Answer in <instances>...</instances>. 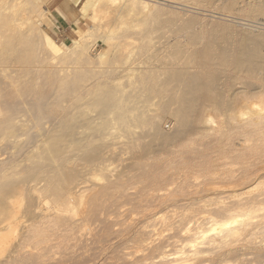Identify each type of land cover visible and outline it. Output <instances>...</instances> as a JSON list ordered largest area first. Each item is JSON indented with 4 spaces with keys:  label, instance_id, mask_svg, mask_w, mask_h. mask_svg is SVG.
Wrapping results in <instances>:
<instances>
[{
    "label": "rangeland",
    "instance_id": "374dc122",
    "mask_svg": "<svg viewBox=\"0 0 264 264\" xmlns=\"http://www.w3.org/2000/svg\"><path fill=\"white\" fill-rule=\"evenodd\" d=\"M19 1L23 3L22 6L20 4V8H23V11L26 10L27 2H25L24 0L23 1L25 3L22 0H19ZM195 1L198 2V0H195ZM83 2H85V0H48V3L46 4L47 13L45 14L46 16H44V20L33 19L34 27H35L34 32H31L32 34L29 33V35L31 34L32 36H34V37H32L31 35L29 36V40H31V43L33 45L32 46L33 48L31 47L32 55H30L28 52L22 55L21 56L22 63L19 62L20 64L16 65L17 68L14 66L15 67L14 69L16 71L14 73H13L14 71L13 67L10 68L8 66L6 67L7 69L3 67L0 68V71L2 70L1 71L2 74L0 73V75L2 76L0 78V109H1L0 113L2 115L0 116V118L1 120H2V117L4 119L8 118V116L10 115H7V114L9 113L8 111H10L9 110L10 108H11V111H10L11 113L9 114H11V116L9 119H11V117H13V119L14 117L17 118V116L20 117L21 115H17V113L22 112L21 118L22 117L23 118L22 120L18 119L19 117L17 118L18 120H20V122L19 121L17 122V125H20L22 124L21 122H24L23 124L24 126H22L21 128L22 131L20 129V133H22L26 129L25 127L28 126L27 129L29 131L28 133L29 135L27 134L28 131L26 130L25 131L26 134L23 132L25 138L21 136L22 138L21 139L19 138L20 140L18 138L16 139L19 140L18 141L19 143L20 141L25 142L27 140H28L27 142L30 143V138H32L31 142L32 144L34 142L35 146L37 145L38 142H40L39 143L40 145L38 144L36 147L38 146L41 147L43 138L44 137L48 138L47 136L52 134V131L49 130L50 128L49 124L53 125V127H51V129L54 130L53 134L54 133H59L60 135L62 134L63 139L65 136L64 140L66 143L67 142L69 143L70 148L71 146L73 147V144L76 145L75 147L77 146L81 147L80 145H83L85 141H87L88 137H89V140L91 139L90 141L88 140V142H86V145L89 147H92L93 145L94 146L98 145L100 142L105 143L108 140V143H105V145L107 147L106 149L109 152L104 149L100 153L101 157L105 155V157L103 158L104 159L106 158V160L100 159V161L103 162L104 166L106 165L105 171L107 170L106 172L108 173V176L112 177L111 179L109 178V181H108V182L111 181V185L109 186V188L107 187L108 188L106 189L107 191L103 188L99 190V188L101 187V184L102 185L106 184L105 186H108L107 184L108 182L105 181L106 179L103 175L104 170L102 169V167H100V165H98L99 167L96 166L97 164L96 165L93 164L94 166L91 165L92 167L90 166V168L92 169V171L89 170L90 174L88 176L89 171L88 172L86 171L87 174L84 172L85 170H88L89 167L85 166V168L83 169L82 166L84 167V165H81L80 167L79 164L81 163L84 164V163L78 162L77 167H80L79 171L81 175L85 174L82 177L83 179L86 180V182L85 180L82 179V181L84 182L82 185V188L83 190L86 189L83 191V194H84L83 198L84 200L85 199L86 200L84 204L79 206L80 211H79L78 217L76 216L74 220H70L71 222L68 221L67 223L68 225H72L71 226L72 229L71 227L69 231H68V228L64 229L66 230L64 231L65 235L67 234L68 236L67 239L57 244L54 243V244L40 245V250H38L39 247H37L35 250L32 251V253H27L28 250L24 251V254H22L21 256L19 257L15 256L16 260L6 258L7 253H5L6 255L3 254V256H0V264H169L170 261H174L175 257L178 256L175 253L176 251H180V248L182 246L185 248L184 249L185 252H192L196 250L202 253L200 256L201 258L199 257L200 259H197L196 261H192L190 262V264H248V263L249 264H264V234L261 233L262 232L261 229H256V230L254 229L253 231H248L247 233L243 234L238 239L234 240V242H232L231 244L229 243L226 247H223V245H221L222 246L221 247L220 245L210 246V245L196 244L200 240H196V242H193V244L192 243L187 244V242L190 240L195 241V238H193V236H189L190 239L187 238L183 230L184 228L186 229L189 227L191 229H194L198 225L203 230L207 231L210 228L209 225H211V223H209L210 218L214 217L216 220H221V219L225 220L227 216L222 211V208L225 204L234 205V203L237 202V197L235 196L237 195L238 192L240 196L239 198L243 202L250 201L251 199L254 201H259L263 199L262 197H260V191L262 190V188H264L263 187L264 186V177H263L264 176V173H263L264 172V152H262V150L264 151V148L261 150V152L255 153V155L251 150L248 149L250 148V146H253V145L257 146V144L259 145L260 142L257 141V138L260 140L261 138H264L263 133L259 132L258 134L257 133L252 134V136L254 135L253 138L251 135L248 137H245L242 135V131H240L239 129H235L236 125L233 122H231V124L222 123L221 125L219 124L208 125V124L199 122L195 125L196 127L194 126L187 133L186 136L184 135V137L182 138L180 137L181 140L177 139L174 142L175 144L173 143L170 146L168 145L165 147V149L163 148L160 150H155V149L145 150V147L143 149V146L148 145V143L151 141L150 138H147V141L149 142L145 141L146 139H144L141 141H137L135 143L136 147L135 145L132 148L128 147L127 143H128L129 138L124 139L126 138V136L123 134V132L120 129H118L119 127L117 123L115 121L112 122L113 119L111 118H113L112 116L115 115L114 113L116 114L123 113L125 112V110H128V109L130 110L131 107L129 104L125 105L127 106L128 109H126L125 106H122L121 108H119L121 110L118 109L117 112L115 110L113 115L111 114L109 116L108 121L103 119L105 122L103 120H100L101 119L100 112L98 110L94 111L93 109H91L92 111H94L92 112L90 110L91 115L89 114L88 112L89 110H88L87 113L89 114L90 118L87 116L88 114L85 113V110H83L84 112L81 110V109L87 110L91 108L89 105V102L92 103L91 101L93 100V98H91L92 95H90V93L93 94V92L99 89V87H102L101 85H103V83L105 84V82H106L105 85L108 84L112 87V84H113V89L118 88L119 90L122 91V92L120 91V93L117 92V94L118 93L120 94V95L118 94V96L120 97L122 96L120 99L129 97L130 95L135 93V92L132 93V91L134 90L133 89L134 86H135L134 88H136L135 90L141 87L140 84L132 85L133 87H131V82H133L134 78L135 80H139L141 78V73L145 72L146 65L139 62L140 55H139L138 48L141 47V44H143L144 39L147 40L148 38L152 42L153 50H165L167 52L170 50L171 52V50L172 51L176 49L178 50L180 48L181 50L183 49L184 51H187L189 53L191 52L192 54L191 59L193 61V67L191 68L190 72L201 71L203 69V67H201V64L205 60L210 59L211 57L219 58L218 56L220 55L221 57H224V56L226 57L229 55L228 53H230V55L228 56V58L230 59L236 57L237 59L242 58V60H246V59L249 60L251 58L250 60L255 61L256 62L255 64H257L258 67L260 66V69L263 71L262 76H264V61H263L264 60V15L254 13L252 11H246L245 9L242 10L239 8L237 9L232 8L226 11H221V9L217 8V5L215 3L210 4L211 7L210 5L204 6L205 4H202V3L201 5L189 3V4H186L188 5L186 6L183 3L181 4V2L179 1H176L177 2V5H176L174 4L176 2L169 3L167 0L164 3L163 0H161V3L160 5L158 4L157 8H152L151 10H148L147 15H146L148 19L145 17L144 19L145 21L143 20L144 18L143 15L146 14L145 11H141V12H144L141 14L140 11L138 12L136 10V14L138 15L134 14L135 11L131 12L130 13L131 15L128 14L129 16L125 15V18H127L129 21H130V18H132L131 21L134 20L132 21V23H135V22L137 23V24L135 23L136 25L132 23L131 25H129L130 22L128 23L127 19L125 20V18H123L124 15L122 13L125 14V12L121 11L120 16L123 19H121L120 17L119 21L122 20V22H119L118 20H114L113 12L110 13L112 9L110 10L109 8H107L106 10L104 9V7L103 8L98 7L97 9L100 12L102 10L101 12L102 15H104L105 13L106 14L104 15V17H102L101 21L99 22V25L102 27V29L96 32H92L93 33V35L91 33L92 37L89 38L87 41V45L89 46V51H88L89 57L88 56L87 57L90 59H88L87 57H83L82 60L79 59L78 61L76 60L75 53L73 52V50H71V51H67L69 55L66 52L67 55L65 54L64 56H62L63 59L62 57L56 59L55 61H53V64L50 65V67L48 68L50 64V62L48 61L50 60L51 56H48L49 55L48 53L43 54V50H42L43 43L41 42L42 39L37 34L47 33V35L50 38H52L55 41L56 45H58L59 47H64V46L71 47L72 42L78 39V35H80L83 30L91 28L93 24L88 17V15L91 13L90 12L91 9L87 11L85 15L82 14V13H85L87 9L85 8L82 11ZM107 11H109V13L111 14L110 15L108 13L110 16L107 14ZM111 18L114 21H112ZM110 20L113 23H110L111 22ZM125 22L127 23V26H130L129 28L131 29L125 26L124 28L125 29L128 28V29L126 33H123L122 31H120V29L123 27L121 26V23L125 24ZM105 25H107L110 28H113L112 31L114 30L112 33L113 36L111 34L112 39L114 37L113 39L114 41L113 40L110 41L111 43L110 46H107L101 40V35L103 34L104 28L106 27ZM134 26H137V28ZM19 27H18L19 30L27 29L26 25L22 26L21 28ZM117 27H120V28H117ZM119 31L121 32V34ZM147 34L148 35L150 34L149 35L150 37L147 36ZM122 39H124L123 42H127V40H129V42L124 43V44H128V46L126 47L127 50L124 51V56L122 58V60L124 59L125 60L127 59V60L126 61L124 60L125 62L120 60L119 62L115 63V61L112 60L113 57L111 56L112 55L110 51L111 49L109 48H111L112 45H114L113 47H115V45L119 41L122 43L121 41ZM153 43H154V46H153ZM130 48H134V49H130ZM252 51L254 52L252 53ZM256 52H258L259 54ZM96 53H101V54L104 53L103 54L104 59L96 60L95 58ZM128 53H129V56L126 57ZM66 56L69 59L71 58L72 60L71 59L69 60L68 58H66ZM61 59L62 61H65V60L66 61L58 62L59 60L61 61ZM261 60L263 63L260 62ZM74 61H78V62H74ZM44 62L46 63L48 62V63L46 64ZM60 63H62V65ZM44 64L46 65L43 66ZM60 65L61 67L65 65L66 66L64 67L65 70L62 69ZM42 66L44 68L46 67L47 68L44 69ZM2 68L4 69V71ZM18 68L24 71L26 69V71L23 73V71H19ZM39 68H42L41 69L42 71ZM52 68L54 71L52 70ZM56 68L57 70L59 69L60 72L62 70V73L66 71L63 74L58 71L59 79L57 76L58 74H56L57 72ZM17 70L20 73L22 72L21 74L23 75L18 76V74L20 73ZM67 70L69 71L70 74H68ZM47 71H50L49 72L50 76ZM39 72L41 73L43 77H40L41 75H38L40 74ZM44 72L47 74V76H45L46 74L44 75ZM14 74L17 75L20 81L18 80L17 77H15ZM60 74H62L63 78H61ZM64 75L66 77L71 75L70 77H73V79L69 77L64 78ZM130 75L132 76V78L130 77ZM239 75L234 72L233 73L229 72L227 73V76L225 75L224 77H221L218 80L217 87L219 88L221 94L224 95L223 96L224 98L229 99L233 97L235 92L236 94L239 93L240 95V94H244L246 92L251 91L250 93L252 95L253 91H255L257 87L259 86V83H257V81L255 80H249V83L251 82V84L246 85L244 82V78L242 77L243 75L241 74ZM75 77L76 79L83 78V82L86 81L85 88L88 85L91 88H90V91H88L89 92L88 93L87 90H89L88 89L89 86L86 89L84 88L85 90L84 91L82 86H80L81 85L80 82L78 86H76V84L74 85L72 84V87L74 86L75 89L76 87L82 89L83 94L81 92L79 93L83 96L76 95L74 94L75 92H72L73 97L70 95L72 99L76 97H79L82 99L78 100V98H76L74 99L75 101L72 100L74 101V103L73 102L68 103L71 101V99L68 101L67 99L68 97H65V96H67L66 93H69V90L71 91L72 88L69 89L68 87L69 90H66L68 91L66 92L63 89H65L67 85H63V87L59 86L60 88H57L56 85L60 83L61 80H63V82L66 83L64 81L65 79H67L68 85L70 83L69 81H72V80L75 81L74 83H78V81H80L81 79L77 81L74 79ZM86 77L88 78L90 77L89 78L90 80ZM233 77L235 78L239 77L238 79L239 81L233 80L234 79ZM16 78L17 80H15L14 82V79ZM85 78L86 80H84ZM29 80H32V81L29 82ZM102 80L104 81L102 82ZM89 81L92 84V86L90 83L87 85V82ZM16 82H20V84H23L24 82L25 83L23 84V86L21 85L22 87L20 85H17L18 84L17 83L16 84L17 86L15 85L17 89L15 88L13 89L12 84ZM27 84L28 85L30 84V85L28 86ZM93 84L96 88L93 86ZM243 84L246 86H244ZM25 85L28 86L27 87L28 91L26 90ZM248 86H251V87L249 88ZM254 87H255V90H254ZM19 88L21 90L22 95L19 93L20 91ZM55 89H58V90L62 89L63 91H65V95L63 92L62 93L60 92V94L58 93L60 95L59 97H62L61 99H59L56 92H55L56 95H53ZM81 89L79 90L81 91ZM6 90L9 92H7ZM22 90H25L28 94L26 95L25 91H22ZM78 91H76V93H78ZM29 92L31 94H29ZM84 93H87V94H84ZM13 95H15L16 97L15 96L14 98L11 97ZM50 95H53V97L55 96L56 99H58L57 103L56 101L51 102L50 99H55V97L50 98L51 97ZM134 95L140 96V94H137V92ZM253 95L255 96V92ZM70 96L69 98H71ZM47 97L50 98L49 100L51 102V107H50V102H48V99H46ZM63 98L64 99L66 98L65 100L68 102H65V100L63 101ZM159 99H160V95L156 97H154V94L151 95V101L143 105L142 106L143 109L141 108V110L144 112L143 114H145L146 112L145 116L149 115V117H154L155 113H156L155 115H159V112H160L159 110L160 100ZM44 100H47L49 105H47L48 103L44 105L43 103L46 102ZM59 100H61V102H59ZM18 102H20L21 104ZM87 102H88L87 107H90V108H86ZM39 103L40 104L42 103L43 106H46V107L43 108V106H41L42 104L39 105ZM1 104L2 105L5 104L4 106H6V108L8 106L9 109H6V111L3 110L5 109V107L3 106L4 108H2ZM62 104L64 106H62ZM70 104H72V109H71V111L73 110L72 113L74 112L73 107L75 106L77 108L79 107L78 109L79 113L81 110V114H78L79 120L76 119L78 123L75 120L76 124L72 123L75 126H72L71 124L70 126L63 127L64 129L66 128V130L64 129L62 130L61 127L59 128L55 127L54 125H59L57 124L59 118H62L60 120L64 122L66 121V116L68 115L67 118L69 117L70 109L68 108H71ZM59 105L62 106V108ZM52 106L57 107V109H54ZM76 107H75V110H76ZM13 108H14V111L16 110V108L17 109L20 108L21 110L23 108L24 109L22 111L17 110L19 112L15 111L16 112L15 114V112H13ZM25 109L26 111H24ZM40 109L42 110L41 112H39ZM171 109L175 110L176 106L173 105ZM207 110H210V108H207ZM4 112H6L5 113L6 115L4 114ZM12 112L14 113V115ZM63 112L65 113L67 112V114H65V119L63 117L64 115H62L64 114ZM25 113L28 114L27 117L25 118L26 120H24V116H26ZM29 113L30 114L32 113L34 115L30 116ZM83 113L85 115L87 114L86 115L87 118ZM55 114L57 118L55 117ZM82 114L85 117L82 118L81 116ZM60 115L62 116L60 117ZM168 115H165V116L162 115L161 116L162 118H160V115H159L158 124H161L160 125L161 127L159 126L160 132H162L161 134L165 133V135H167V132L168 133L173 132L172 127L174 128L175 121H173L172 118L174 117H168ZM95 117H97L96 119L100 120V121L97 120L99 123L102 122L104 124V125L101 124L103 125L104 128H102L100 124L96 123L97 121ZM27 119H32V120H28V122L30 121L29 123L31 124H29L28 122H25L27 121ZM44 119H47L48 122ZM88 119L89 121L93 120L91 121L93 122V125L92 123L88 121ZM135 119L138 120V117ZM136 120L133 119L129 121L130 123L128 124V136L131 135L130 137L136 138L141 133V129H139L140 127L138 128L134 124ZM219 120H222V117H220ZM83 121L86 123V125H89L87 123H90L91 126L94 127V129H96L95 126L99 125V128H97L95 132L92 131L93 133L97 132L96 133L97 135L91 132V130H94L93 127L91 128V130L89 129L90 130V133H89V131L87 130V126H85V123H82ZM246 121L247 120H245V122ZM131 122L133 123L131 124ZM59 123L61 124L60 121ZM105 123L107 126H105ZM232 123L234 124L233 128L231 126L233 125ZM32 124L34 125L33 127L35 128V130L33 127H31ZM42 124H45V126L42 127ZM80 124L81 126L83 124L84 127H86V128H83V126L80 127L81 128L79 129L80 135H81V132L84 133L85 131L88 132V134H90V136H88V134L87 135L84 134L85 136H88L86 139L85 136L80 137L79 132H77L78 135L76 134V136L78 137V139L81 138L80 140L82 141H83V138L85 139L84 142L81 141V143H79L80 141L78 140L73 141V140H76L75 139L76 137H72L73 135L72 133L75 134V132L78 131L77 128H79ZM109 124L111 126H114L112 128L113 130L112 129L110 130L111 126ZM76 125H79V126H76ZM108 125L110 128L108 127ZM225 125H228L229 128L230 127L231 128L229 129L228 126H225ZM45 128H47L48 130ZM100 128L101 130H98ZM67 129L69 131H67ZM263 129H264V123H263ZM46 130L49 133L51 131V133L48 135ZM237 130L239 131L237 132ZM35 132L37 133V135H39L38 136L39 138L35 135L36 134ZM43 132L46 133L47 135L44 134L43 136ZM69 132L70 133L72 132L71 133L72 138L70 139H68L69 137H67V136H70ZM107 132H110L109 136L111 135L112 136L108 137ZM66 133H67V136H66ZM91 133H92V136L95 135L96 138L98 137L97 142L94 141L93 137L91 136ZM102 133L103 135L105 134L106 136V137L104 136L105 137L104 139H102L103 138ZM115 133L117 136L115 135ZM98 134L102 135L101 140L99 138L100 135ZM25 135L27 136L28 139L26 138ZM114 136H116V138ZM14 137H16V135L11 137L10 139H6L8 143L7 141H5V139L0 142L1 143L0 144L1 145L0 155L3 152H5V151L1 152V149L2 150L3 148L7 149L12 145L13 141L15 140ZM50 137H52V135ZM12 138H14V140ZM98 139H99V142H98ZM110 139L111 140L113 139L112 142L110 141ZM10 140H12L11 141L12 143L10 142ZM17 140H15L14 142H16ZM24 142L20 143L22 147H25V149L23 148L25 150L24 152H22L20 149L19 151L15 149L11 150L12 148H9L10 150H8L9 153L11 151V154H12V151L15 150L17 154H12L13 157L12 156L11 157L13 159L15 156L14 159L16 160L12 161L10 159L11 157L9 154V156L7 155L6 157L7 159H10V160L8 161L6 159L7 160L6 161L4 160L6 158L4 157L5 153L4 155H1V158H0L1 167L3 163V167L4 169H6L11 162L12 163L19 162V164L22 165L23 167L24 164H21V163L24 160L23 158L25 156L24 154L26 153L27 148L30 149V145H31V144L29 145V143L27 145V143H24ZM90 142H92L91 146L88 145V143L90 144ZM262 143L264 144V142ZM108 145H110L111 148ZM137 146H139L140 148ZM133 148L134 150H132ZM64 149L67 150L69 148L66 146V148L64 147ZM20 151L23 153V155L20 154L19 156L18 154L20 153ZM102 153L104 155H102ZM6 154H8V152ZM18 158L19 160L17 161ZM1 159L4 160L5 162H3ZM107 161H109L108 162L109 167H108ZM6 163H7V166H4L6 165ZM19 164H18L19 167H16V168L18 171L19 170L21 171L22 169H18L21 167ZM24 166L27 167L26 164ZM76 169L78 171V168ZM94 170L95 172L93 173ZM98 171L101 173L102 177L99 176L100 174ZM22 172H20L21 174L16 172V174L18 173V176L15 175L14 179L18 177L20 178L21 176L19 175H22ZM2 176L4 177L5 174L0 173V178H2ZM258 178H262V179H258ZM112 182H115V183H112ZM258 184L259 186H257ZM105 186L103 187L105 188ZM101 190L103 191V193L101 192ZM104 190H105V193H104ZM98 191H99V194H98ZM233 193L236 195L234 196ZM92 195H93V198L95 197L96 198H95V201L92 203V205H90V203L88 202V199L91 198ZM85 196L87 197L85 198ZM256 213L253 214L255 217L253 221L256 222L255 224L257 225L261 223L260 220H261V216L263 213L262 212H258L257 214ZM255 215H257L258 217ZM70 235H71V238H70ZM197 247H199V249ZM227 249H229V252ZM163 253H165L164 254L165 258L162 256ZM226 253H228L229 255ZM240 255H242V257ZM234 256L235 258H238V259L235 260ZM187 264H189V262H187Z\"/></svg>",
    "mask_w": 264,
    "mask_h": 264
},
{
    "label": "bare ground",
    "instance_id": "6f19581e",
    "mask_svg": "<svg viewBox=\"0 0 264 264\" xmlns=\"http://www.w3.org/2000/svg\"><path fill=\"white\" fill-rule=\"evenodd\" d=\"M4 1L5 0H0V68L1 67L6 68L8 66L10 68L13 67V70H14L13 73H14V72H16L14 68L16 67L17 64H20L19 62H21V56L27 52L30 55H32L31 47L33 45L31 43V40H29V36L32 34L31 32H34V28H35L33 19L44 20V16H46L45 14L47 13L46 4L48 3V0H27V1L24 0L25 2H27L26 3L27 9L25 8L26 10H24V11H23V8H20V4L22 6L23 3H21L19 0H7V1H5V3H4ZM164 1L165 0H163V2ZM176 1H179V2H181V4L183 3L185 5L189 4V3L201 5V3H202V4H205L204 6H206V5L208 6L210 4L215 3L217 5V8L221 9V11H226V10H229L232 8L233 9L239 8L242 10L245 9L246 11H252L254 13L264 15V0H201L202 2L200 0H198V2L195 0H176ZM176 1L175 0H170V1L168 0L169 3H174ZM67 3H68V1H67ZM160 3H161V0H85V2L82 3L83 4L82 5V11L85 8H87V9H86L85 13H82V14L85 15L87 13V11H89L91 9V11H90L91 13L89 14V12H88V14H89L88 17L93 24H92L91 28L83 30L82 33L80 35H78V39L74 40L72 42L71 47H67V46L59 47L58 45H56L55 41L47 35V33L46 34H40V33L37 34L42 39V41L41 40L40 41L43 43V49H42L43 54L48 53L49 54L48 56H51L50 60L48 59L49 60L48 62H50L48 68L50 67V65L53 64V61L64 56L67 51L73 50V52L75 53V56H76V60H78V61H79V59L82 60L83 57L88 56L89 46L87 45V41L89 38L92 37V35H93L92 32H96V31H99L100 29H102V27L99 25V22L101 21L102 17H104V15L106 14L105 13L104 15H102L101 14L102 10L100 12L97 9L98 7H102V8L104 7V9H106V10H107V8H109L110 10L112 9L110 13L113 12L114 20H118V21L121 17L120 16L121 11L125 12V14L122 13L124 15L123 18H125V15H128V14L131 15L130 13L134 12V11H135L134 14L138 15V14H136V10L138 12L139 11L140 12L145 11L146 14L143 15V17H144L143 20H144L146 15H147L148 10H151L152 8H157L158 4L160 5ZM174 4L177 5V2ZM186 6H188V5H186ZM210 7H211V5H210ZM99 12H100V14H99ZM108 13H109V11H107V14ZM142 13H144V12H141V14ZM134 14H133V16H134ZM133 16H131V17H133ZM123 18L121 17V19H123ZM108 19H109V17H108ZM126 19L127 18H125V20ZM131 19L132 18H130V21L127 19L128 23L130 22L129 25H131L132 21H134V20L131 21ZM114 20L112 19V21H114ZM112 21L110 23H113ZM119 22H122V20H120ZM106 23H108V22H106ZM135 23H132V24L136 25L137 23L136 24ZM24 25L27 26L26 30H19L18 29L19 26L22 27ZM105 26L106 27L104 28L103 34L101 35V40L104 44H106L107 46H110V44H111L110 41H112L114 39V37H113V39L111 37V34L113 33L114 30L112 31L113 28H110L107 25H105ZM114 26H116V25H114ZM117 26H118V24H117ZM121 26H123L122 28H124L125 26H127V23L126 22H125V24L121 23ZM21 27H19V28H21ZM120 27H117V28H120ZM127 27L129 28L130 26H127ZM134 27L137 28V26H134ZM138 27H139V25H138ZM128 28H126V29L124 28L122 30L120 29V31H122L123 33H126ZM129 29H131V28H129ZM29 33H31V34L29 35ZM91 33H92V35H91ZM120 34H121V32H120ZM149 35L147 34V36H149ZM112 36H113V34H112ZM121 36H123V35H121ZM32 37H34V36H32ZM35 37H37V36H35ZM116 39H117V37H116ZM134 40H135V38H134ZM121 41H122V43L119 41L120 43L118 42L115 45V47H113L114 45H112L113 48L112 47L109 48V49H111L110 50L111 54H112L111 56L113 57L112 60L115 61V63L122 60V58L124 56V51L127 50L126 47L128 46V44H124V43L129 42V40H127V42H123L124 39H122ZM142 41H143V39H142ZM42 43H40V44H42ZM153 46H154V43H153ZM130 49H134V48H130ZM138 49H139V55H140L139 56L140 57L139 62L142 64H145L146 69H145L144 73H141V78L139 80H135V78H134L135 81L133 80V82H131V87H133L132 85L140 84L141 87H139L137 90H135L136 88H134L135 87L134 86L133 87L134 90L132 91V93L137 92V94H140V96L134 95L135 93H133V94L131 93L132 95H130L129 97L120 99L122 96L120 97V96H118V94L120 93L121 90H119L118 88L113 89V84L111 87L108 84L105 85L106 84V82H105V84L103 83L104 86L101 85L102 87H99V89L95 90L93 92V94L90 93V95L93 96V97L91 96V98H93V100L92 99H91L92 101L90 100L92 103H90L88 100L87 101L89 102V105L91 108L87 107L88 106V102H87L86 103L87 105L86 104H84V105H86V108H90V109H87V110L81 109L82 111L85 110V113H87V111L89 110L88 111L89 114L92 111L91 109H93L94 111L98 110L100 112V118H101L100 120L104 119V120L108 121L109 116L111 114L113 115L115 110L117 112V110L119 108H121L122 106H125L126 104L127 105L129 104L131 107L130 110L127 108V106H125L126 109H128V110H125V112H123V113H117V114L114 113L115 115H117V116L114 115L115 118H114V116H112L113 118L110 117L111 119H113L112 122L115 121L117 123V125L119 127V128L118 127L117 128L120 129L123 132V134L126 136V138H124V139L129 138L128 143H127L128 147L132 148L134 145L136 147L135 143L137 141H141L144 139H146L145 141H147V138H150L151 141L150 142L147 141L149 143H148V145H144L143 149H144V147H145V150H148V149L160 150L163 148L165 149L166 146L172 145L177 139H180V137L182 138V137H184V135L186 136L187 133L199 122H202V123H205L208 125H212V124L221 125L222 123H225V124L230 123L231 124V122H233L236 125V128L235 127L234 128L242 131V135L245 137H248L250 135L252 136V134H255V133L258 134L259 132L264 134V129H263V123H264V76H262L263 71L260 69V66L258 67V65L255 64L256 63L255 61L250 60L251 58L249 60H247V59L242 60V58L237 59L236 57H234V58L231 57L232 59H230V58H228L230 53H228L229 55L226 57L224 56L225 54L223 55L224 57H221V55L218 56L219 58L211 57L210 59L205 60L201 64V67H203V69L201 71L190 72L191 68L193 67V61L191 59V55H192L191 52L189 53L187 51H184L183 49L181 50L180 48L178 50L177 49L173 50V51L171 50V52H170V50L168 52L165 50H153L152 42H151V40H149V38L147 40L144 39L143 44H141V47ZM253 52L254 51H252V53ZM129 53H131V52H129ZM129 53L126 57L129 56ZM256 53H258V52H256ZM67 54L69 55L68 52H67ZM103 54L96 53V55H95L96 60L104 59ZM42 56H44V55H42ZM254 57H255V55H254ZM66 58H68V57L66 56ZM261 58H263V57H261ZM42 59H43V57H42ZM62 59H63V57H62ZM62 59H61V61L60 60L59 61L57 60V61L58 62H65L67 60L66 59L65 61H62ZM88 59H90V58H88ZM105 59H107V58H105ZM124 60H122V61L125 62L127 59L125 61ZM78 61H74V62H78ZM260 62H262V60ZM44 63H46V62H44ZM46 64H44L43 66H45ZM60 64L62 65V63H60ZM61 65H60V67H61ZM65 65H63V67H61L64 70H65L64 67H66ZM261 66H262V64H261ZM53 67H55V66H53ZM46 68H44V69H46ZM72 68H71V70H72ZM18 69H19V71H23V73L26 71V69H25V71L21 70L20 68H18ZM39 69L41 70L42 68H39ZM52 70H53V68H52ZM56 70H57V68H56ZM1 71H0V73H1ZM3 71H4V69H3ZM58 71H59V69L57 70L56 74H58L57 76L59 79V72L60 71L59 72ZM47 72L49 73L50 71H47ZM65 72H63V73H65ZM229 72L230 73L234 72L238 75L239 74L243 75L242 77L244 78V82L246 85L251 84V82L249 83V80L257 81V83H259V86L257 85L258 86L256 89L257 91L255 90V87H254L255 91H253V93H252V95H253L255 92V96L253 95L254 96L253 97L250 93L251 91H249V92H246V93L240 94V95H239V93L236 94V92H235L236 95L234 94L233 97H231L229 99L224 98L223 97L224 95L221 94L219 88L217 87L218 86V80L221 77H224L225 75L227 76V73H229ZM21 73L18 74V76L23 75ZM51 73H53V72H51ZM60 73H62V70ZM45 74L46 73L44 72V75ZM62 74H60L61 78H63ZM68 74H70L69 71H68ZM38 75H41V73ZM88 75H90V74H88ZM45 76H47V74ZM49 76H50V73H49ZM70 76H68V77L73 79V77H70ZM1 77L2 76L0 75V78ZM15 77H17V75H15ZM40 77H43V76L41 75ZM65 77L66 76L64 75V78ZM68 77H66V78H68ZM130 77L132 78L131 75H130ZM228 77H230V76H228ZM17 78L14 79V82H15V80H17ZM86 78H88V77H86ZM86 78L84 80H86ZM114 78H116V77H114ZM233 78H234L233 80H236V81L239 79V77H236V78L233 77ZM46 79H47V77H46ZM74 79L77 81L81 79L82 81L80 80V81H78V83H74L75 81H73V80H72L73 83H72V81H69L70 82L69 85L71 87L68 85L67 79L64 80L67 84L64 83L63 80H61V82L57 84L58 86L55 83L57 88H60L61 86L63 87V85H67L65 87V89H63L65 91L72 88L71 91L69 90V93H66L67 96H65V97H68L67 98L68 101L70 99H71V101L68 102L65 100L66 98L65 99L63 98V101L65 100V102H68V103H72V102L74 103V101H75L74 99H76V98H78V100L82 99L79 97L72 99V97H73L72 92H75L74 94H76V95H81L79 92H81L83 94L81 88L76 87V89H77L76 90L74 88V86L72 87V84L73 85L76 84V86H78V84L80 82V84H81L80 86H82L83 90H84L85 85H86V81L83 82V78H79V79L77 78L76 79V77H75ZM18 80H19V78H18ZM21 81H22V79H21ZM26 81H28V80H26ZM30 81H32V80H29V82ZM103 81L104 80H102V82ZM97 82H95V83H97ZM83 83H85V84H83ZM89 83H90V81L87 82V85ZM16 84L23 86V84H20V82H16V83L12 84L13 89L14 88L17 89ZM52 84H54V83H52ZM246 85H244V86H246ZM28 86H26V90L28 89L27 88ZM88 86H86V88ZM91 86H92V84H91ZM93 86H94V84H93ZM114 86H116V85H114ZM12 87H10V88H12ZM68 87H69V89H68ZM94 87H92V88H94ZM248 87L250 88L251 86H248ZM90 88L91 87L89 86V88H88L89 90H87V92L90 91ZM9 89H7V90H9ZM13 89H11V90H13ZM79 89H81V91ZM19 90H20V88H19ZM30 90H31V88H30ZM63 90L62 89H60V90L55 89L53 95H56L55 94V92H56L58 98L61 99L62 97H59L60 96L59 94H60V92L61 93L63 92L65 95V91H63ZM117 90H119V91H117ZM22 91H25V90H22ZM76 91H78L79 94L76 93ZM123 91H124V89H123ZM7 92H9V91H7ZM66 92H68V91H66ZM117 92H119V93L117 94ZM19 93L21 94V90L19 91ZM25 93H26V95L28 94L26 91H25ZM7 94H6V96H7ZM29 94H31V93L29 92ZM84 94H87V93H84ZM116 94L118 97L116 96ZM152 94H154V97L160 95V99H159L160 100V109H159L160 110V112H159L160 118H162L161 117L162 115L165 116L168 114L171 115V116L168 115V117H174V118H172L173 121H175V124H174L175 126H174V128L172 127L173 132H171V133L167 132V135H165V133L161 134L162 132H160V127H161L160 125L161 124H158L159 115H155L156 114L155 113L154 117H149V115L145 116L146 112H145V114H143L144 112L141 110L143 105H145L146 103H149V101H151V95ZM9 95H11V94H9ZM53 95H50L51 96L50 98H52ZM68 95L69 96L71 95L72 97L70 96L71 98H69ZM14 96L15 95H13L11 97L14 98ZM81 96H83V95H81ZM31 97H32V95H31ZM48 97L46 98V99H48V102H50V100H51V102L56 101V103H57L58 99H56L55 96L54 97L56 100L50 99ZM123 97H124V95H123ZM252 97H253V99H252ZM72 100H74V101H72ZM44 101H46L45 103H43L44 105L48 103L47 100H44ZM20 102H18V103H20ZM51 102H50V107H51ZM59 102H61V100H59ZM23 103H25V102H23ZM158 103H159V101H158ZM41 104L39 103V105H41ZM43 104L41 106H43ZM4 105H2V108L5 107V109H3V110L6 111V109H9L8 106L6 108V106H4ZM34 105H35V103H34ZM47 105H49V103ZM173 105L176 106L175 110L171 109V107ZM62 106H64V105L62 104ZM62 106H60V107L62 108ZM80 106H82V105H80ZM44 107H46V106H43V108ZM52 107L54 109H57V107H54V106H52ZM70 107L71 108H68V109H70L69 117L67 118V116H68L67 115L66 121H64V122L62 120H60L62 118H59L58 123H57L59 125H54L55 127H58V128L61 127V129L63 130L64 129L63 127H65V126H70L72 123L76 124V122H77L76 119L79 118L78 114H81V110L79 113L78 112L79 107L77 108L75 106L77 112L75 110V107H73L74 112L72 113V111H73V110L71 111L72 104H70ZM83 107H85V106H83ZM20 108L19 109L16 108L15 111H17V110L20 111L21 110ZM207 108H210V110H207ZM26 109H28V108H26ZM26 109L24 111H26ZM41 109H40V111L39 110L38 111L41 112L42 111ZM9 110L11 111V108ZM63 110H64V108H63ZM119 110H121V109H119ZM10 111H8V112L11 113ZM15 111L13 108V112H15ZM19 111H17V112H19ZM94 111H92V112H94ZM5 113L6 112H4V114ZM9 113L7 115L11 116V114H9ZM20 113H17V115L22 116V112H20ZM63 113L64 114H62V115H64L63 117L65 119V114H67V112L66 113L63 112ZM15 114H16V112H15ZM31 114H30V116L34 115V114L31 115ZM83 114L81 115L82 118L85 117L88 113L86 115L84 114L85 116ZM89 114L87 115L88 117H89ZM1 115L2 114L0 113V116ZM13 115H14V113H13ZM25 115L26 116H24V120H26L25 118L27 117L28 114L25 113ZM62 115H60V117ZM10 116H8V118H6V119H4L2 117V120L0 118V142L4 139H5V141H7L6 139H10L14 135H16V137H14L15 140H17L16 138L21 139L22 138L21 136L24 137L23 132L25 133L26 130L28 131V129H27L28 126H26L27 125L26 124L25 125L26 129L25 130L23 129L24 131L22 133H20V129L22 128V126H24L23 125L24 122H21L22 124L17 125V122L18 121L20 122V120H18V119L22 120L23 117L21 118V116L20 117L17 116V118L19 117L18 119L15 117H14V119H13V117H11V119H9ZM87 116H86V118H87ZM5 117H7V116H5ZM55 117H56V114H55ZM137 117H138V120L135 119ZM220 117H222V120H219ZM28 118H29V116H28ZM31 118H33V117H31ZM96 118L97 117H95V119ZM111 119H110V121H111ZM133 119L136 120L134 122L135 126L138 128L140 127L139 129H141L140 135L137 134L139 136L136 138L130 137L131 135L128 136V124L130 123L129 121H131ZM28 120H32V119H27V121H25V122H28ZM44 120L47 121V119H44ZM75 120H76V122H75ZM97 120H99V119H96V121ZM245 120H247V121L245 122ZM59 121L61 122V124L59 123ZM84 121H86V120H84ZM84 121L82 123H85ZM88 121H89V119H88ZM91 121H93V120H91ZM91 121H89V122L92 123V125H93V122H91ZM55 123H56V121H55ZM90 123H87L89 125H86V123H85V126H87V130L89 131V133H90L91 128L93 127V126H91ZM96 123L100 124V125L103 124L102 122L99 123L98 121ZM132 123L133 122H131V124ZM29 124H31V123H29ZM45 124H42V127H44ZM73 124H72V126H75ZM230 124H229V126H230ZM234 124L231 125L232 128H233ZM50 125L51 124H49V127H50L49 130L52 131V134H51L52 137H50L51 135H49L51 133V131H50V133L47 132L48 127L45 128V129H47L46 132L48 133L49 136H47L48 138H46V137H44L45 139L43 138L41 147L40 146L36 147L40 142H38L36 146H35L34 142L32 144V142H31L32 138H30V137H29L30 143L27 142L28 140L25 142L22 140L24 143H27V145H28V143H29V145L30 144L32 145V146L30 145L31 150L29 148H27V151L24 154L25 156L23 157L24 160L22 161V163L20 162L21 164H24V165L26 164L27 167H25L24 165L22 167V165H20L19 162H17V163L13 162L12 163L11 161H10L11 163L8 162L10 164L6 169H4L3 163H2L3 168L0 166L1 167L0 173L5 174L4 177L2 176V178H0V256H3V254L7 253L6 258H8V259H15V256L19 257L22 254H24V251H27V250H28L27 253H32V251L35 250L37 247H39L38 250H40V245L54 244V243L57 244V243H59V242L61 243V242H63V240L67 239L68 236H67V234L65 235L64 231H66V230H64V229L68 228V231L70 230V227L72 225H68L67 224L68 221L71 222L70 220H74V218L76 216L78 217V214L80 211L79 206L84 204V202L86 200V199L84 200V198H83V195H84L83 191L86 189L83 190V188H82V185L84 183L82 181V179H83L82 176H84L85 174L81 175V173L79 171V168L81 167V165H84V167L82 166L83 169L85 168V166L89 167L88 170H85V172L83 171L86 174L89 170L92 171V169L90 168L91 165L92 166H94L93 164H95V165L97 164L96 166L100 165V167H102V169L104 170L103 175L106 179V180L105 179H103V180L108 182L109 178L110 179L112 178V177L108 176V173L106 172L107 170L105 171L106 165L104 166L103 162L100 161V159L102 160V159H104L103 157H105V155L103 153H102V155H104V156L101 157L100 153L104 149L107 150L105 143H108V140L105 143L100 142L98 145H95V146L93 145L92 147L87 146L86 142H88V140H89L88 136H90V134H88V132L85 131L84 133L81 132V135H82L81 136L80 132H79V129H81L80 127H82V126H83V128H86V127H84L83 124H82V126L80 124V126L76 125V126H79V128H77L78 131L74 130V131H76L75 134L71 132L73 134L72 137H76L75 138L76 140H73L74 138L72 140L73 141L78 140V141H80L79 143H81V141H82V140H80L81 138L78 139V137L76 136L77 132H79L80 137H84L85 135L88 134V136H85L86 139H87V137H88V139H87V141H85V143H84L85 145L82 143L84 146L80 145L81 147H78V146L75 147L76 145L73 144V147L70 145L71 146V148H70L69 143L68 142L66 143L64 140L65 136L63 139L62 134L61 135L59 133L53 134L54 130L51 129V127H53V125H51V126ZM103 125H101L102 128H104ZM109 125H108V127H109ZM112 125H114V124H112ZM33 126L34 125L32 124L31 127H33ZM35 126H36V124H35ZM105 126H107L106 123H105ZM225 126H228V125H225ZM229 126H228V128H229ZM113 127L114 126H111V128L109 127L110 130ZM95 128L96 129L99 128V125L95 126ZM105 128H107V127H105ZM68 129H69V127H68ZM68 129H67V131H69ZM93 129H94V127H93ZM96 129L91 130V132L92 131L95 132ZM34 130H35V128H34ZM62 130H60V131H62ZM64 130H66V128ZM98 130H101V128ZM239 130H237V132ZM21 131H22V129H21ZM80 131H82V130H80ZM104 132H106V131H104ZM118 132H119V130H118ZM28 133H29V131L27 132V134ZM71 133L69 134L70 136H67V133H66V136L69 137L68 139L72 138ZM92 133H91V136H92ZM96 133H93V134H96ZM109 133L110 132H107L108 137H111L112 135L109 136ZM44 134L47 135L46 133L43 132V136H44ZM100 134H98V135H100ZM35 135L37 137L39 136V135H37V133ZM102 135H103V133H102ZM102 135H100V137H99L100 140H101ZM115 135H116V133H115ZM30 136H32V135H30ZM104 136H105V134L103 135L102 139H104L106 137V136L105 137ZM116 136H114V137L116 138ZM118 136H119V134H118ZM120 136H122V135H120ZM253 136H252V138H253ZM257 136H259V135H257ZM92 137H93L94 141L97 142L98 137L96 138L95 135H93ZM14 138H12V139L14 140ZM26 138H27V136H26ZM95 138H96V140H95ZM121 138H123V137H121ZM244 139H246V138H244ZM263 139L264 138H261V140H260L257 138V141L260 142L259 145L258 144H257V146L253 145V146H250V148H248L249 150H251L254 153V155L257 152L258 153L261 152V150L264 148V144L262 143V142H264ZM19 140H17L16 142L13 141V143L11 142L12 140H10L12 145L10 143L11 146L10 145H8V146H10L9 148H12L11 150L15 149V150L19 151V149H20L22 152H24L25 147H22L20 144L23 142L20 141V143H19L18 142ZM84 140L85 139L83 138L82 142H84ZM112 140L110 139L111 142H112ZM247 140H245V141H247ZM66 141H67V139H66ZM102 141H104V140H102ZM98 142H99V139H98ZM7 143H8V141H7ZM91 143L92 142H90V144L88 143V145L91 146ZM63 144H65L69 149L65 150L64 147L66 148V146ZM24 146H25V144H24ZM108 146H110V145H108ZM0 147H1V145H0ZM137 147H139V146H137ZM9 148H7V149L3 148V150L1 149V152L5 151L1 155H4V153H5L4 157H6L7 155L9 156V154L11 157L12 154H17L15 152V150L12 151V154H11V151L9 153V151H8V150H10ZM16 148H18V149H16ZM110 148H111V146H110ZM28 150H30V151H28ZM132 150H134V148ZM21 151L18 154L19 156H20V154L23 155V153ZM7 152H8V154H6ZM13 152H15V153H13ZM262 152H264V151L262 150ZM104 153H105V151H104ZM1 155H0V158H1ZM12 157L10 158L12 161L16 160V159H14L15 156L13 159H12ZM6 159H7V157L4 160H6ZM10 159H7V160L9 161ZM4 160H2V161L5 162ZM18 160H19V158L17 159V161ZM104 160H106V158ZM78 162H83L84 164L81 163V164H79L80 167H77ZM108 162L109 161H107V164L109 167ZM18 164L22 167V168L21 167L18 168V169H22L21 171L20 170L19 171L20 172L23 171V172H22V175H19V176H21L20 178L18 177L19 179L18 178L14 179L15 175L18 176V173L21 174L16 168V167H19ZM4 166H7V163ZM23 168H24V170H23ZM76 168H78L79 172L77 171ZM82 168H81V170H82ZM110 168H111V166H110ZM93 169H94V167H93ZM97 169H96V171H97ZM15 170H17V171H15ZM90 171L88 172V176L90 174ZM16 172H18V173L16 174ZM94 172H95V170L93 171V173ZM96 174H98V173H96ZM99 174H100L99 176L102 177L100 172H99ZM258 179H262V178H258ZM83 180H85V179H83ZM85 182H86V180H85ZM112 183H115V182H112ZM107 184H108V186H105L106 184L105 185L101 184V187L99 188V190L102 188L105 190L108 189L109 186L111 185V181L108 182ZM232 184H233V182H232ZM103 186H105V188ZM257 186H259V184ZM92 187H93V185H92ZM105 190H104V193H105ZM101 192L103 193L102 190H101ZM238 193H237V195L233 193L234 196L236 195L235 197H237V202L234 203V205L233 204L232 205L225 204L222 208V211L227 216V218L225 220H222V219L216 220L214 217L210 218L209 223H211V225H209L210 228L208 227L209 229L207 231L203 230L198 225L194 229H191L190 227L186 228V229L184 228L183 230H184L185 236H187V238H189V236H193V238H195V241L186 240V241H188L187 244H189V243L193 244V242H196V240H200L196 244L210 245V246H216V245L221 246V245H223V247H226L229 243L231 244L232 242H234V240L238 239L239 237H241L243 234L247 233L248 231H253L254 229L255 230L261 229V231H262L261 233L264 234V216H263L264 215V188H262V190L260 191V197H262L263 199L259 200V201H254L251 199L250 201L243 202L239 198L240 196ZM98 194H99V191H98ZM87 196H85V198ZM95 198H93V195H92V197L88 199V202L90 203V205H92V203L95 201ZM255 199H257V198H255ZM256 212L257 213L258 212L263 213L261 216V220H260L261 223L257 224V225L255 224L256 222L253 221L255 219L253 214H255ZM255 216H257V215H255ZM69 224H71V223H69ZM71 229H72V227H71ZM210 235H212V236H210ZM70 238H71V235H70ZM197 248L199 249V247H197ZM197 248H195V249H197ZM184 249L185 248L182 246L180 248V251H176L175 254L178 255V256H176L177 258L175 257V260L170 261L169 264H187V262H189V264H190V262L196 261L197 259L201 258L200 257L202 254L201 252H198L196 250H194L192 252H185ZM227 250L229 252V249H227ZM189 251H191V250H189ZM164 254L165 253L162 254L163 257H164ZM226 254H228V253H226ZM31 256H33V255H31ZM235 256H234V259L235 260L238 259V258H235ZM240 256L242 257V255H240ZM261 256H263V255H261Z\"/></svg>",
    "mask_w": 264,
    "mask_h": 264
}]
</instances>
